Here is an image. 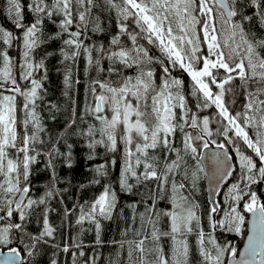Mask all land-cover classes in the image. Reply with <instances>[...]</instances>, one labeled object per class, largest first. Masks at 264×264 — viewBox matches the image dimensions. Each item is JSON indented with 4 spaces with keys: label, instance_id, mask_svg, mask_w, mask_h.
<instances>
[{
    "label": "snow or ice",
    "instance_id": "6c2138e0",
    "mask_svg": "<svg viewBox=\"0 0 264 264\" xmlns=\"http://www.w3.org/2000/svg\"><path fill=\"white\" fill-rule=\"evenodd\" d=\"M245 7L252 12L246 14L242 10ZM93 9L115 10L119 31L112 36L109 46H86L81 40L90 25L94 33L104 30L100 16L94 15ZM4 12L14 27L22 31L17 35L0 25V45L4 46L0 47V89L7 86L5 90L14 93L3 95L0 92V222L3 223L0 245L12 243L15 236L23 248L11 249L7 256L0 258V264H30V260L35 261L40 255V247L55 239L56 229L50 224L46 199L31 198L27 184L31 164L40 155L35 144L43 143L38 140L43 127L36 112L37 101L42 99L43 83L34 73L44 69L46 78V68L43 59L34 62L33 52L42 42L46 21L57 28L49 39H62L66 46L61 48L64 60H74L83 49L89 68L95 66L99 72L105 71L101 59L112 64L107 70L112 74L135 69L134 75H124L115 86L109 80H93L91 92L95 103L87 109L88 114L99 121L98 127L89 124L84 133L89 137L88 158H94L91 151L97 146L116 153L119 140L124 144L123 165L117 177L119 191L141 195L133 189L140 186L146 189V199L141 195L140 200L129 205L133 210L132 225L124 232L126 236L136 223L137 204L143 205L144 211L138 214L140 227L134 231L138 239L119 242L120 250L127 245L126 259L122 260L118 251L108 264H192L193 249L189 242L192 236L199 264H224L223 258L229 253L234 258L236 251L231 245L218 243L212 232L205 231L202 220L206 217L208 227L213 230L239 233L245 217L238 209L245 197L248 199L243 210L253 215V235L249 237L245 259L236 264H264V203L251 191L252 185L264 182V52L261 51L264 37L255 38L256 34L246 27L255 22L264 29V0H6ZM25 13L31 17L27 23ZM74 26L77 30H72ZM122 37H127L130 46ZM142 40L155 45L161 55H151L140 43ZM14 42H19L22 48L23 62L19 69L20 79L26 82L23 87L14 75L13 58L6 50ZM202 45H206V53ZM93 50L98 53L95 58ZM116 64L122 68H116ZM153 65L159 66L161 75ZM177 67L193 82L191 96L196 100L195 107L203 110L214 105L218 109L217 115L222 119L215 121V130L210 127L209 116L200 119L188 107L185 83L172 75ZM235 81H239V85ZM64 83L71 87L70 71L66 72ZM211 85L218 91L214 92ZM236 87L243 90L242 97L246 99L243 110L233 113L225 96L234 94ZM18 96L22 98L24 113L22 133L17 130ZM105 111L110 116L105 115ZM186 127L192 131H187ZM177 132L181 134L180 147L175 146ZM215 137H223L226 143L232 144L239 158V181L231 185L222 202H217L215 197L233 167L225 143ZM210 144L221 151L201 156L199 149H208ZM68 148L71 149V145ZM9 149L15 150L14 158ZM157 149L161 150L159 155ZM53 153L64 156L67 166H72L71 151L59 153L53 146L46 154L50 169H53ZM173 154L174 158L169 160ZM190 159L197 161L195 168L191 167ZM110 163L115 166L116 158ZM94 172L96 178L91 183L99 184L100 178L108 175L107 165L96 166ZM201 173L210 178L212 192L203 212L195 200ZM55 180L53 169V184L47 197L58 191ZM161 201L171 205V209L160 207ZM118 203L116 188L106 183L86 210L80 206L76 223L93 225L96 246L104 243L101 221L113 218ZM40 205H45L42 228L38 234H33L27 231L26 222L34 206ZM69 214L65 208V216ZM164 220L167 224L161 228ZM82 247V241L74 240L72 245L66 243L62 251L68 253L71 248ZM24 253L30 260L24 258ZM79 255L84 256V252L80 251ZM76 257L73 251L72 264H76ZM52 264L57 262L53 260ZM85 264H96L95 255Z\"/></svg>",
    "mask_w": 264,
    "mask_h": 264
},
{
    "label": "trees",
    "instance_id": "16d2710c",
    "mask_svg": "<svg viewBox=\"0 0 264 264\" xmlns=\"http://www.w3.org/2000/svg\"><path fill=\"white\" fill-rule=\"evenodd\" d=\"M5 3L6 0H0V25H3L8 30H11L19 35L22 30L16 29L5 15ZM242 10L246 14L252 12V9L247 7ZM93 14L100 16L101 25L104 30L103 32L94 33L91 30L90 25L89 30L81 36V40L86 46L99 44L109 46L112 36L116 35L119 31L115 10L109 12L107 10L101 11L100 9H93ZM30 19L31 17L25 13V22L27 23ZM129 23H131V21H129ZM132 27L134 28L135 26L133 25ZM246 27L249 28L250 33L256 34L255 38L264 37V29H261L258 24H255V22L252 26L246 25ZM72 30L77 29L74 26ZM56 31V26L46 21L42 42L33 52L34 62H38L41 59L44 60L46 78H44V69H38L34 73V76L38 79H42L43 83V90L40 91L42 99L37 101L36 107L37 115L40 118V123L43 127V130L38 133V140H42L43 143L37 142L35 144V148L39 150L40 155L37 157L36 162L31 164V174L27 182L30 187L28 195L31 198L39 199L44 197L46 199V205L50 209L48 212V218L50 224L56 229L54 233L55 239H50L49 245H43L40 247V255L36 257L35 261H31L30 258H26L30 260V264H52L53 260H55L57 264H72V252L75 251L77 253L76 264H85V261H88L93 255L96 257V264H108L110 258H116L118 251H120L121 255L124 256L123 259H126L127 245H125L123 250H120L119 242L138 239V237L134 235V231L140 227L138 214L144 211L143 205L137 204L136 223L132 226V230L128 231L126 236L124 235V232L130 225H132L131 217L133 215V210L129 207V205L135 204L136 201L140 200L141 195H144L146 199V189L144 186H140L139 189H133L134 192L138 191L141 195H129L119 191L117 177L122 169L124 153V144L119 140L117 145L118 151L116 153L107 151V149L103 146H97L94 151H91L94 158H88L90 155V149L87 147L89 137H87L84 133L86 132L89 124H96L98 127L99 121L94 120V118L88 114L87 109L95 103L91 92V82L93 80H109L115 86L117 82L122 80L124 75H134L135 69H123L120 75L112 74L107 71L110 67H112V64L107 59H101L100 63L105 71L99 72L95 66L89 68L86 54L83 49H81V54L74 60H64L61 48L66 46L63 45L62 39H49V36L54 34ZM122 40L130 46L131 42L127 40V37H122ZM140 43L150 50L151 55H161L159 49L155 45L148 44L146 40H142ZM0 47L4 46L0 45ZM202 47L206 53V45H202ZM6 50L8 51L10 57L13 58V63L15 65L13 69L14 75L17 78L18 83H20L23 87L26 82L20 79L19 69V64L23 62L22 48L20 47L19 42H14L13 46L7 48ZM67 50L69 52L71 51V49ZM261 51L264 52V50ZM97 56L98 53L93 50V57L95 58ZM0 67H2V64H0ZM115 67L118 69L122 68L119 64H116ZM153 67H155L158 75L162 74V70L158 65H153ZM69 71L71 73V87H66L64 78L66 72ZM172 75L184 81V91L188 107L191 108L192 112L200 119L204 116H209L211 121L210 127L215 130L217 127L215 121L217 119H222L217 115L218 109H216L214 105H211L203 110L197 109L195 107L196 100L191 96V89L193 85L191 78L186 72L179 69V67L172 71ZM234 83L239 85V81H235ZM211 87L214 92L218 91L214 85H211ZM6 88L7 86H5V89ZM5 89H0V92H2L3 95L14 94L6 91ZM242 92L243 90L241 88L236 87L234 94L228 93L225 96L227 106L233 113L243 110L246 98L242 97ZM65 93H67V95ZM21 101L22 98L18 96L17 124L19 130L23 126L20 121L24 119V113L23 111L21 112ZM53 105H55V107H53ZM104 114L110 116L108 111H105ZM82 115L84 116V119H81ZM189 115H191V113ZM72 120H75V123H71ZM70 123L71 127H69ZM224 123L226 124L227 122L225 121ZM28 127L29 132H31V123ZM186 130L192 131V129L187 127ZM248 131L250 135L253 134L251 128H249ZM61 134H63L62 138ZM97 138L99 137L97 136ZM215 138L218 142L225 143V147L232 154L235 163V171L232 177L223 185L219 194L216 196L217 202H222L231 185L239 181V158L237 157L232 144L226 143L223 137ZM58 140L59 143H57ZM68 145H71V149L68 148ZM210 145L216 146L215 144ZM53 146L59 150V153H67L68 151H71L72 166H67L68 161L64 156L53 153L54 158L52 159V165L56 176L55 187L58 191L54 192L52 197H47L46 193L53 184V169L48 167V158L46 154L53 150ZM175 146H181V134L179 132H177L175 137ZM241 146L243 147V145ZM203 149H199L200 155ZM8 151L14 158L15 150L9 149ZM248 151L250 153L251 150ZM160 153L161 150L157 149L156 154L159 155ZM112 158H116L117 160V164L115 166L110 163ZM172 158H174V154L169 157V160ZM189 163L192 168H195L197 161L195 159H190ZM99 165H107L108 175L107 177L100 178L99 184L91 183V181L96 178L94 169ZM177 179L181 178L178 177ZM0 180H2V178H0ZM106 183H111L113 187L116 188L119 203L117 204L116 211L113 213V218L111 220L101 221L103 226L101 239L104 243L103 245L96 246V233L93 225L88 222L77 224L76 220L80 214V206L83 205L86 210L89 203L100 194ZM148 183L152 182L149 181ZM185 183L190 184V181H185ZM81 185H84V187L82 188ZM241 186L243 187V185ZM251 191L256 193L261 203H264V182H258L257 184L252 185ZM195 197L197 202L201 205V212H203L208 207L209 201L204 173L200 174V180L195 192ZM247 199L248 197H245V200L240 202L241 208H243L242 204ZM166 206L169 205H166L164 201L160 202V207ZM44 207L45 205H40L39 207L34 206L32 214L26 222L28 232L38 234L39 230L42 228V211ZM224 207L226 209L227 205H224ZM65 208L70 211L68 216H65ZM243 213L247 217L248 212L243 210ZM202 224L206 232L213 233L218 243L225 245L226 241L230 240L231 247L235 249L236 253L239 251L247 231V222H245L244 227H242L243 230L241 237L234 234L235 232L227 234L226 231L211 229L207 225L206 217L202 220ZM0 227H3L2 222H0ZM74 240L77 243L82 241L83 247L81 249L71 248L68 253H64L62 251L63 246L66 243L68 245H72ZM113 241L116 243H113ZM189 242L193 249L192 264H199L195 237H189ZM16 244L17 238L14 236L13 242L8 247H14ZM165 244L167 246L166 241ZM53 245H59L60 247H53ZM0 248L5 249L4 245H0ZM80 251L84 252V256L79 255ZM230 255L231 254L229 253L223 258L224 264L227 263V259Z\"/></svg>",
    "mask_w": 264,
    "mask_h": 264
},
{
    "label": "water",
    "instance_id": "95a60500",
    "mask_svg": "<svg viewBox=\"0 0 264 264\" xmlns=\"http://www.w3.org/2000/svg\"><path fill=\"white\" fill-rule=\"evenodd\" d=\"M212 151H217L218 152V151H221V150L217 149L216 146H209L208 149H203L201 151V156L207 157L208 153L212 152ZM228 155L232 158L229 162L232 164L233 171H232V174L230 176L225 177L224 181L221 183L220 190L223 187V185L225 183H227V181L232 177V175H233V173L235 171L234 159H233V156H232V154L230 153L229 150H228ZM208 163L211 164V161H208ZM205 171H207V169H205ZM205 179H206V188H207V192H208V197L210 199L212 197L211 181H210V178L207 175H205ZM215 199H216V197H215ZM252 222H253V215H252V213L248 212V216H247V231H246V234H245V237H244V240H243V244H242L241 248L239 249V251L236 253V256L234 258L231 255L228 257L226 264H236V262L245 259V250L248 247V240H249V237L253 235V231H252L253 224H252ZM10 251H11V249L3 250V249L0 248V258H3L5 256H7ZM257 260H259V257H257Z\"/></svg>",
    "mask_w": 264,
    "mask_h": 264
},
{
    "label": "rangeland",
    "instance_id": "374dc122",
    "mask_svg": "<svg viewBox=\"0 0 264 264\" xmlns=\"http://www.w3.org/2000/svg\"><path fill=\"white\" fill-rule=\"evenodd\" d=\"M4 95H7V94H4ZM9 95V94H8ZM211 146V145H210ZM203 149V148H202ZM195 200H196V197H195ZM197 201V200H196ZM245 203V202H244ZM244 203L242 204V206H243V208H244ZM165 208H167V209H171V205H169V206H166ZM243 208H241V204H240V208L238 209V210H240L241 211V213L244 215V217H245V221H244V223L245 222H247V217H246V215L243 213ZM166 224H167V220H164V221H162V223H161V228H164L165 226H166ZM242 227H244V224L241 226V230H240V232L239 233H237V232H235V231H226V233L228 234V233H234V234H237L239 237H241L242 236V230H243V228ZM225 244H227V245H231V241L230 240H227L226 241V243ZM123 258H124V256H122L121 255V259L123 260Z\"/></svg>",
    "mask_w": 264,
    "mask_h": 264
},
{
    "label": "flooded vegetation",
    "instance_id": "af4514ba",
    "mask_svg": "<svg viewBox=\"0 0 264 264\" xmlns=\"http://www.w3.org/2000/svg\"><path fill=\"white\" fill-rule=\"evenodd\" d=\"M21 112H22V110H21ZM22 119V118H21ZM22 121V120H21ZM20 121V122H21ZM17 130H18V132H23V126H22V128L19 130V128H18V124H17ZM22 155V154H21ZM11 244V243H10ZM10 244H8V245H4V247H5V249H3V250H9V249H13V248H17V249H22L23 247H22V245L21 244H19V243H17L16 244V246H14V247H11V248H9L8 246L10 245ZM25 255H24V257L26 258L27 257V254L26 253H24ZM27 259V258H26Z\"/></svg>",
    "mask_w": 264,
    "mask_h": 264
}]
</instances>
